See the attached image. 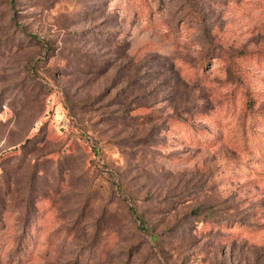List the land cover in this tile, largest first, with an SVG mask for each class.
Returning a JSON list of instances; mask_svg holds the SVG:
<instances>
[{"label":"rangeland","instance_id":"1","mask_svg":"<svg viewBox=\"0 0 264 264\" xmlns=\"http://www.w3.org/2000/svg\"><path fill=\"white\" fill-rule=\"evenodd\" d=\"M0 264H264V0H0Z\"/></svg>","mask_w":264,"mask_h":264}]
</instances>
